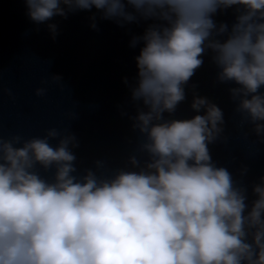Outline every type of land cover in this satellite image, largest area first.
I'll return each instance as SVG.
<instances>
[{
  "label": "clouds",
  "instance_id": "clouds-1",
  "mask_svg": "<svg viewBox=\"0 0 264 264\" xmlns=\"http://www.w3.org/2000/svg\"><path fill=\"white\" fill-rule=\"evenodd\" d=\"M25 2L37 24L93 7L118 22L138 14L164 23L132 41L133 47L144 42L132 88L133 100L147 109L133 125L149 157L143 167L131 157L139 171L118 170L109 178L86 170L78 178L69 147L78 144L66 129L27 139L0 135V264H264V177L253 186L257 198L249 207L246 188L210 155L209 144L227 139L222 109L194 96L192 109L204 114L163 115L185 100L184 86L211 49L218 80L237 85L230 93L241 126L250 123L257 136L264 134V0ZM234 5L245 10L221 42L216 37L228 26L217 28L212 16ZM41 169H54V178L42 177Z\"/></svg>",
  "mask_w": 264,
  "mask_h": 264
}]
</instances>
